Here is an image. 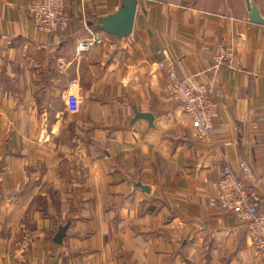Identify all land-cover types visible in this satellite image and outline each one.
<instances>
[{
  "label": "crops",
  "instance_id": "obj_1",
  "mask_svg": "<svg viewBox=\"0 0 264 264\" xmlns=\"http://www.w3.org/2000/svg\"><path fill=\"white\" fill-rule=\"evenodd\" d=\"M29 1L0 0V264H264L243 226L208 205L242 159L264 204V26L249 22L246 0H137L129 37L98 31L104 43L80 53L97 32L88 25L123 0H67L59 35L31 26ZM251 1L264 17V0ZM224 45L239 71H209ZM167 61L179 78L218 81L211 139L168 102Z\"/></svg>",
  "mask_w": 264,
  "mask_h": 264
},
{
  "label": "built area",
  "instance_id": "obj_2",
  "mask_svg": "<svg viewBox=\"0 0 264 264\" xmlns=\"http://www.w3.org/2000/svg\"><path fill=\"white\" fill-rule=\"evenodd\" d=\"M67 7V0H30L25 9L35 30L45 35H59L65 33L70 26L71 17ZM90 33L91 37L77 47V53L89 51L104 43L100 32H95L96 35ZM167 62L168 102L178 105L190 117L198 140L211 139L221 116L222 94L218 81L214 77L201 79L203 73L179 78L174 63ZM239 68L234 47L224 45L212 56V68L209 71L226 69L237 72ZM78 90V81L68 83L65 91V110L68 114L80 112ZM256 178L254 167L244 159L238 162L237 170L225 167L216 183V193L208 198V205L241 224L248 245L260 257H264V207L255 184Z\"/></svg>",
  "mask_w": 264,
  "mask_h": 264
},
{
  "label": "water",
  "instance_id": "obj_3",
  "mask_svg": "<svg viewBox=\"0 0 264 264\" xmlns=\"http://www.w3.org/2000/svg\"><path fill=\"white\" fill-rule=\"evenodd\" d=\"M247 12L249 17V22L255 25L264 26V17L261 15L260 11L256 8L251 0H246ZM138 8L137 0H123L120 9L113 15L106 18H102L94 25L95 30L104 32L108 35L114 36L117 39H124L129 37L133 30L136 19V13ZM93 24H89L91 27ZM145 119L150 125H153L154 118L150 114H137L135 120ZM137 187L148 192V188L141 186ZM146 189V190H145ZM68 230V225L60 227L58 232L54 237V243L63 244L66 238V233Z\"/></svg>",
  "mask_w": 264,
  "mask_h": 264
},
{
  "label": "rangeland",
  "instance_id": "obj_4",
  "mask_svg": "<svg viewBox=\"0 0 264 264\" xmlns=\"http://www.w3.org/2000/svg\"><path fill=\"white\" fill-rule=\"evenodd\" d=\"M59 108H60V104H59V102L55 101V103L53 104V110L56 111V110H58ZM53 124H54V122H53ZM57 124H58V123H57ZM55 126H56V123L54 124V127H55ZM70 134H71V135H70V139H71V137H72V138H75V137H74V134H72V132H70ZM66 163H67V161L64 162L65 165H66ZM62 173H63V172H62Z\"/></svg>",
  "mask_w": 264,
  "mask_h": 264
},
{
  "label": "trees",
  "instance_id": "obj_5",
  "mask_svg": "<svg viewBox=\"0 0 264 264\" xmlns=\"http://www.w3.org/2000/svg\"><path fill=\"white\" fill-rule=\"evenodd\" d=\"M90 28H94V25H92ZM94 30H95V28H94ZM263 207H264V204H263Z\"/></svg>",
  "mask_w": 264,
  "mask_h": 264
}]
</instances>
